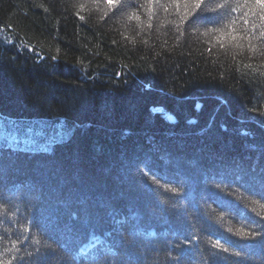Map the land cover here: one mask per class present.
Masks as SVG:
<instances>
[{"label":"trees","instance_id":"trees-1","mask_svg":"<svg viewBox=\"0 0 264 264\" xmlns=\"http://www.w3.org/2000/svg\"><path fill=\"white\" fill-rule=\"evenodd\" d=\"M216 16L0 0V264H79L112 218L80 264H264V50Z\"/></svg>","mask_w":264,"mask_h":264},{"label":"snow or ice","instance_id":"snow-or-ice-1","mask_svg":"<svg viewBox=\"0 0 264 264\" xmlns=\"http://www.w3.org/2000/svg\"><path fill=\"white\" fill-rule=\"evenodd\" d=\"M104 2L110 7H115L120 5L121 0H104ZM149 2L151 3L153 0H149ZM171 2L176 8V14L181 23L197 12L201 14L216 12L217 16L213 23L219 22L223 25L216 29L217 31L224 33L225 36L230 35L232 40H236L237 36L249 40L250 50L253 52L264 50V0H221L211 8L208 7V0H171ZM181 5H183L182 11ZM165 11H167L166 7ZM237 12L240 13L238 17L233 15ZM225 28L229 31L225 32ZM251 41H259L260 44L258 46ZM221 47H224L222 43ZM252 235L255 237L257 233L253 232ZM35 243L39 244V241L37 240ZM37 255H39V250H37ZM237 255L239 254L237 253Z\"/></svg>","mask_w":264,"mask_h":264},{"label":"rangeland","instance_id":"rangeland-1","mask_svg":"<svg viewBox=\"0 0 264 264\" xmlns=\"http://www.w3.org/2000/svg\"><path fill=\"white\" fill-rule=\"evenodd\" d=\"M6 120L10 121V122H13V123H17V124L21 125L22 127L25 126V125H28L27 127L31 128V129L34 128L35 130H37V127L34 126V125H37V124L33 123L32 121H28L26 119H21V121H13L11 119H6ZM3 123H9V122H6V121L0 119V125L3 124ZM2 134H4V133H2ZM2 134H0V135H2ZM46 135H48L50 137H55V136H58V135H63V132H61V131L56 132V129H53V130L47 131ZM10 136H11V134H8L6 137H10ZM0 148H2V147H0Z\"/></svg>","mask_w":264,"mask_h":264},{"label":"bare ground","instance_id":"bare-ground-1","mask_svg":"<svg viewBox=\"0 0 264 264\" xmlns=\"http://www.w3.org/2000/svg\"><path fill=\"white\" fill-rule=\"evenodd\" d=\"M149 232H150L151 235L156 234V231L155 230H152V229H149ZM98 244H99V239H98Z\"/></svg>","mask_w":264,"mask_h":264}]
</instances>
